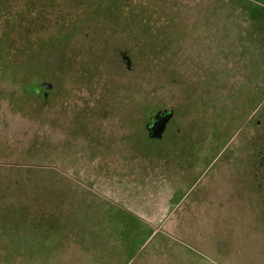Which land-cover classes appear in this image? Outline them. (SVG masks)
<instances>
[{
    "label": "rangeland",
    "instance_id": "374dc122",
    "mask_svg": "<svg viewBox=\"0 0 264 264\" xmlns=\"http://www.w3.org/2000/svg\"><path fill=\"white\" fill-rule=\"evenodd\" d=\"M96 1L49 16L75 26ZM120 4L100 44L34 81L49 100L16 110L24 80L0 66V264H264V30L236 0Z\"/></svg>",
    "mask_w": 264,
    "mask_h": 264
},
{
    "label": "trees",
    "instance_id": "16d2710c",
    "mask_svg": "<svg viewBox=\"0 0 264 264\" xmlns=\"http://www.w3.org/2000/svg\"><path fill=\"white\" fill-rule=\"evenodd\" d=\"M236 1L240 2L242 8L253 17L257 26L264 30V8L251 7L247 2ZM67 2L80 5L85 0H67ZM120 2L123 3L124 0H105L98 4L89 14L88 18L100 15L102 20L95 24L96 26L93 29H88L87 33L82 35L81 38H83L82 40L87 46L95 45L97 42L100 44V41L95 40L103 38L111 32V26L115 23V20L109 16H112V14L116 16L118 14L121 9ZM11 3V0H0V22L3 23V29L0 34V66L3 68V71L9 72L14 77L21 78L25 81L28 70L44 55L46 57L48 55L47 52L49 51L50 53L75 26L65 27V21H63L61 17L62 13L60 12L55 15V18L49 16L64 6V0H38L35 14L31 18L26 11L21 13V15H11L10 13H12L11 10L13 7ZM90 8L91 6L88 9ZM30 30L35 32L34 37H29ZM45 31L51 32L52 34L45 36L42 33ZM78 31V28L74 30L69 39L60 46L47 62L46 68L54 60L60 61L63 65V69H58L59 74L64 75L71 68L74 62V52L77 44L74 41L76 40ZM89 33L97 34L94 37H90ZM46 68L45 70H47ZM36 97L34 89L29 84L13 100V105L16 110L25 111V106L29 107L31 104L37 103L40 100ZM259 140L258 154L262 152L263 154L262 157L258 156L257 160H255L253 168L255 173L254 178L256 176L258 189L262 194L264 192V134Z\"/></svg>",
    "mask_w": 264,
    "mask_h": 264
},
{
    "label": "water",
    "instance_id": "95a60500",
    "mask_svg": "<svg viewBox=\"0 0 264 264\" xmlns=\"http://www.w3.org/2000/svg\"><path fill=\"white\" fill-rule=\"evenodd\" d=\"M95 4L89 9V11L86 13V15L95 7ZM76 26L58 43V45L43 59V61L40 63V65L36 68V70L24 81V83L21 85V87L17 90L16 93L10 98L9 102H12L22 91L23 89L30 83L33 76L36 72H38L56 53V51L60 48V46L64 43L65 40H67L71 34L74 32ZM124 61L126 63L127 67L131 66V59L130 56L126 53V51L121 52ZM50 83H46L43 85V87L49 86ZM174 116V109L170 108H161L155 111L148 119V121L145 124V127L148 131V135L151 138H162L163 134L166 130L168 122L172 119Z\"/></svg>",
    "mask_w": 264,
    "mask_h": 264
},
{
    "label": "flooded vegetation",
    "instance_id": "af4514ba",
    "mask_svg": "<svg viewBox=\"0 0 264 264\" xmlns=\"http://www.w3.org/2000/svg\"><path fill=\"white\" fill-rule=\"evenodd\" d=\"M105 0H97L95 3H96V5H95V7L98 5V4H100V3H102V2H104ZM107 1V0H106ZM94 7V8H95ZM94 8L87 14V15H85V16H83L82 18H80L78 21H77V23H76V28H75V30L78 28L79 29V31H78V33L76 34V40L74 41V43H78L79 42V40L81 39V37H82V35L83 34H86L87 33V30L88 29H93L96 25L95 24H97L98 22H100L101 20H102V17L99 15H96V16H94V17H90V18H88L89 17V14L94 10ZM83 30V31H82ZM97 33H89V35H90V37H94V35H96ZM69 39V38H68ZM67 39V40H68ZM66 41V40H65ZM64 41V42H65ZM47 67V63L38 71V72H36L35 73V75L33 76V78H32V80L30 81V85H31V87H32V89H34V93H35V95L37 96L36 98H39V99H41V100H43V101H47V100H49L50 98H51V90H52V85H51V83H50V85L49 86H46V87H43V85L44 84H46V83H49L48 81H40L39 82V80L38 81H36L37 83H38V85L36 84V82L34 83V81L37 79V77L39 76V77H41L42 75H44V72L43 71H45L44 69ZM127 68H131V66L130 67H127ZM36 69H34V71H35ZM33 71V72H34ZM32 72V73H33ZM31 73V74H32ZM30 74V75H31ZM29 75V76H30ZM28 84V85H29ZM175 115V114H174ZM174 118V116L172 117V119ZM252 138H253V136H251ZM252 138H250V141L252 140ZM223 152V151H222ZM220 153L219 155H218V157H221L224 153ZM47 153V149L45 148L42 152H40V153H37L35 156L36 157H38V158H44V159H48L47 157H48V154H46Z\"/></svg>",
    "mask_w": 264,
    "mask_h": 264
},
{
    "label": "crops",
    "instance_id": "0c3cea01",
    "mask_svg": "<svg viewBox=\"0 0 264 264\" xmlns=\"http://www.w3.org/2000/svg\"><path fill=\"white\" fill-rule=\"evenodd\" d=\"M243 2H247L251 7H263L264 8V0H240Z\"/></svg>",
    "mask_w": 264,
    "mask_h": 264
}]
</instances>
